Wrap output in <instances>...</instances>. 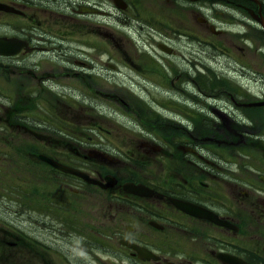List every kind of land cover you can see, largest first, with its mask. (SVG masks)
<instances>
[{"label": "flooded vegetation", "instance_id": "flooded-vegetation-1", "mask_svg": "<svg viewBox=\"0 0 264 264\" xmlns=\"http://www.w3.org/2000/svg\"><path fill=\"white\" fill-rule=\"evenodd\" d=\"M0 3L14 8L0 9V37L27 42L15 54H0V94L47 92L49 64L54 65L56 55L53 45L60 42L55 39L52 23L55 14L62 11V15L73 14L84 26H94V30H87L94 36L92 46L103 43L102 33L120 46L118 28L129 29L153 46L147 52L154 58H150V67L146 66L149 57L138 54L137 49L128 52L134 77L158 78L156 84H150L152 89L170 94L180 102L162 101V110L186 113L168 115L165 126L173 129L163 126L162 135L156 132L158 126H144L153 130L144 132L148 138L141 139L140 146L147 150L137 146V150L124 151V155L120 152L118 156L92 134H86L84 129H89L103 139L112 132L98 120L88 128L63 121L55 124V130L51 120L46 121L49 124L36 120L29 126L24 124L30 131V151H7L3 147L5 140L0 139V171L8 168L7 158L20 154L30 164L32 174L30 182L19 185L21 189L0 192L11 201L16 198L20 207L14 211L20 224L0 230V264H71L67 252L54 251L46 241L40 240L39 249L35 229L25 225L32 220L33 212L53 209L52 179L39 183L40 175L48 170L76 178L83 188L110 195L112 257L117 264H264V120L260 118L264 105L249 104L264 101V88L257 87L264 80V0ZM114 26L116 31L110 32ZM199 39L208 47L210 58L214 57L215 48L224 47L228 57L239 61L240 76L254 82L253 86L245 81L243 87L246 85L247 89L203 88L199 78L207 74L204 67L208 64L200 55L199 47L206 49L200 46ZM234 51L239 54L234 55ZM82 54L85 56V50ZM109 65L117 69V65ZM181 65L185 67L184 74H178L177 67ZM92 70L97 72V67ZM162 76L167 80L168 76H182V86H172L174 81L166 82ZM24 105L28 107L30 103H15L13 110L17 111L12 117L21 118ZM29 110L32 108L23 113ZM1 118L6 116L0 115ZM20 125L18 122L17 126ZM63 142L68 145L63 146ZM61 155L79 158L91 168L67 161ZM45 157L103 182L107 175H112L116 182L108 188L88 183L59 171ZM127 182L142 184L145 191H126ZM63 200L66 203L62 206H67V200ZM101 209L102 203L97 207L98 218Z\"/></svg>", "mask_w": 264, "mask_h": 264}, {"label": "rangeland", "instance_id": "rangeland-1", "mask_svg": "<svg viewBox=\"0 0 264 264\" xmlns=\"http://www.w3.org/2000/svg\"><path fill=\"white\" fill-rule=\"evenodd\" d=\"M61 13L62 11L55 14L52 23L54 24L52 28L55 39L60 42L53 45L56 55L55 61L53 60L54 65L49 64L47 92L27 93L22 91L0 94V115L6 116L5 119H0V139L6 142L3 146L5 150L15 153L30 151L32 149L30 131L28 132L23 125L29 126L35 120L46 124H49L46 121L51 120L53 126H50L54 130L57 128L55 124L63 121H68L70 124L81 123L88 128L92 121L98 120L103 124V127L112 132L104 135L103 139L98 133L91 132L89 129H84L86 134H92L105 147L113 150L112 154L115 156H118L120 152L124 155V151L137 150V146L141 145V139L148 138L144 132L153 131L147 130L144 126L150 128H153L152 125L158 126L156 132L162 135L168 115L173 116L178 113L186 115L182 110H167L166 113L162 110V101L180 102L176 101L174 97L172 98L170 94L159 93L160 91L152 89L150 84H156L155 82L159 81L158 78L147 77L144 80H139L134 77L136 73L128 59V52L133 53L137 49L138 54L146 56V59L149 57L146 60V66L150 67V58H154L152 53L147 52L152 50L153 46L141 40L138 34L134 35L129 29L123 30L122 28H118L117 32L120 46H115L112 39L109 36L107 38L103 33V43H99L96 47L92 46L95 42L90 38L86 41L92 45H85L80 38L87 35V30H94V26L92 24L84 26L80 19L73 18V14L69 16ZM115 29V26L112 27L110 32L116 31ZM199 44L206 49L202 50L199 47L200 55L208 64L204 67L208 74L199 78L203 88H217L215 85L223 82L224 79L227 81L225 80L220 85L223 88L231 85L232 89H243L246 87V85L243 87L245 81L251 82L247 79L244 81L240 76L239 61L228 57L224 52L226 50L224 47L215 48L214 57L210 58V54L207 53L208 47L203 44L201 39H199ZM82 50H85V56L82 54ZM183 52L185 53V50ZM236 54L239 52L234 51V55ZM109 63L117 65V69H112ZM93 66L97 67V72L92 70ZM184 68L182 65L177 67L178 74H184ZM167 78L169 81H174L172 86H182L180 79H169V76ZM162 80L169 82L163 76ZM263 81H259L257 87L264 88ZM253 84L254 82H251L252 86ZM139 85L146 86V88L141 90ZM19 102L30 103L28 107L24 105L23 109L32 108V111L23 113L24 110H21L23 114L21 118L12 117L14 111H17V109L13 110V105ZM260 118L264 120V110H262ZM18 122L22 126H17ZM141 123L144 125L142 126ZM165 129L173 128L168 125L165 126ZM149 139L153 140V137ZM67 140L72 139L68 138ZM154 140L159 139L155 138ZM156 143L161 144L160 141H156ZM62 145L68 144L63 142ZM140 147L139 150L145 149L143 145ZM15 155L17 156L14 158L6 159L8 168L0 171V192L6 193L9 189H21L20 184L31 181L30 164H26V159L18 156L20 154ZM61 157L67 161L84 163L81 159L70 155H61ZM84 164L91 168L88 163ZM16 167L18 169L15 172ZM110 167L112 166L110 165ZM114 167L118 166L114 165ZM93 168L101 169L102 167L93 165ZM46 176H49L48 179ZM8 178L15 179L16 182L14 183ZM51 179L55 191L53 209L49 212L39 210L33 212L32 220L25 224L27 229H35L39 249L41 240L46 241L56 252H67L71 264H117L112 257L113 232L111 230L110 195L101 194L88 187L83 188L81 182L76 178L67 177L51 170L40 175L39 183L48 182ZM63 199L67 200V206H62L66 203ZM100 203H102V209L99 212L101 216L98 218L97 207L100 206ZM43 205L44 203L41 204L42 207ZM19 209L16 198H12L11 201L5 194H0V230L20 224L14 214V211ZM54 259L58 261L57 254L54 255Z\"/></svg>", "mask_w": 264, "mask_h": 264}, {"label": "water", "instance_id": "water-1", "mask_svg": "<svg viewBox=\"0 0 264 264\" xmlns=\"http://www.w3.org/2000/svg\"><path fill=\"white\" fill-rule=\"evenodd\" d=\"M1 7H5L4 5H0V8ZM27 45L26 42L24 41H15V39H8V38H3L1 37L0 38V53L2 54H13L15 52L18 51V49H20L21 47ZM49 161L55 165L57 168L65 171V172H69V173H73V174H76V175H79V176H82L84 178H86V180L90 181V182H98L94 179H91L87 174L75 169V168H72V167H69V166H66V165H63L55 160H52V159H49ZM108 180H110V182L106 185H103L105 187L109 186V185H113L114 181H112V177H107ZM126 188L128 190H131V191H134V192H140L141 191V186L140 185H134L132 183H129L126 185Z\"/></svg>", "mask_w": 264, "mask_h": 264}, {"label": "bare ground", "instance_id": "bare-ground-1", "mask_svg": "<svg viewBox=\"0 0 264 264\" xmlns=\"http://www.w3.org/2000/svg\"><path fill=\"white\" fill-rule=\"evenodd\" d=\"M32 3H33V2H32ZM225 4H226V3H225ZM38 5H39V4H38ZM174 65H175V64H174ZM262 72H263V71H262ZM221 76H222V75H221ZM222 77H223V76H222ZM242 77H243V76H242ZM216 80H217V77H216ZM216 80H215V81H216ZM218 80H219V79H218ZM224 81H225V80H224ZM216 84H217V83H216ZM229 84H230V83H229ZM142 85H143V84H142ZM229 86H231V85H229ZM234 86H235V85H234ZM189 87H190V86H189ZM215 87L218 88V87H220V86L215 85ZM242 91H243V90H242ZM250 95H251V94H250ZM223 105H224V104H223ZM172 121H173V120H172Z\"/></svg>", "mask_w": 264, "mask_h": 264}, {"label": "trees", "instance_id": "trees-1", "mask_svg": "<svg viewBox=\"0 0 264 264\" xmlns=\"http://www.w3.org/2000/svg\"><path fill=\"white\" fill-rule=\"evenodd\" d=\"M222 79V78H221ZM224 83V81L223 82H219L218 84H217V86H220V85H222Z\"/></svg>", "mask_w": 264, "mask_h": 264}]
</instances>
